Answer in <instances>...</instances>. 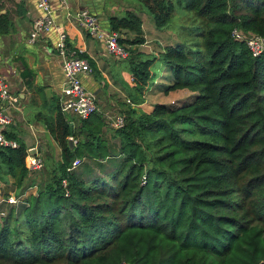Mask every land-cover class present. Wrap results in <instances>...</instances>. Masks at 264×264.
<instances>
[{
    "label": "trees",
    "instance_id": "obj_1",
    "mask_svg": "<svg viewBox=\"0 0 264 264\" xmlns=\"http://www.w3.org/2000/svg\"><path fill=\"white\" fill-rule=\"evenodd\" d=\"M137 1L178 37L159 53L173 74L165 92L193 96L137 108L157 56L139 48L146 38L136 11L110 16L131 74L124 125L113 128L99 111L76 127L57 105L45 125L63 160L49 166L37 195L0 204V264H264V52L254 56L233 35L264 36V0ZM182 8L194 25L177 24ZM4 9L0 0L1 35L14 29ZM22 74L32 87L26 64ZM14 128L4 133L18 147L0 145V184L12 178L20 196L31 171ZM88 160L99 172L78 170Z\"/></svg>",
    "mask_w": 264,
    "mask_h": 264
},
{
    "label": "crops",
    "instance_id": "obj_2",
    "mask_svg": "<svg viewBox=\"0 0 264 264\" xmlns=\"http://www.w3.org/2000/svg\"><path fill=\"white\" fill-rule=\"evenodd\" d=\"M1 1L5 5L2 13L8 11L14 22L12 32L0 40V71L6 77L11 92L18 97L15 107L11 109L14 119L12 124L19 138L26 142L28 150L31 149L33 155L41 156L45 162L41 171L30 172L27 183L31 186L20 195L22 198H27L38 194L39 188L47 179L49 166L63 160L61 147L45 125V119L53 118L56 115L57 105H61L62 100L65 99L64 74L56 50L60 32L68 34L70 48L86 54L94 62L93 72L83 75V82L90 91L97 94L100 112L106 118L108 115L121 116L122 104L127 103L129 98L127 89L130 86L126 85V81L132 86L131 74L126 70L122 60L109 54L105 45L83 27L77 14L82 10L97 14L102 28L110 31V16L122 15L126 10L137 12L139 3L137 0H66V3L52 0L54 28L36 42L30 43L29 36L34 22L41 13L38 0ZM138 14L143 19L146 38V42L139 47L140 50L151 54L161 53L166 45L176 43L177 35L171 30L158 29L148 11H141ZM25 64L33 72L32 87L27 85L22 74ZM171 77L172 75L165 84H160L161 79H156L145 94V102L137 105V108L149 113L154 110L156 104L172 103L152 100L157 93H166V86L173 81ZM174 91L182 93L178 102L189 100L194 94L188 89ZM68 114L71 119H76L71 124L78 127L77 120L80 116L72 112ZM108 131L106 132L110 143L117 144L119 140H114L111 131ZM73 140L74 146L71 148L77 145V140ZM86 162L90 168L88 170L78 168L80 172H99L96 167L97 162L93 160ZM7 193H17L12 178L7 183L0 184V195Z\"/></svg>",
    "mask_w": 264,
    "mask_h": 264
},
{
    "label": "built area",
    "instance_id": "obj_3",
    "mask_svg": "<svg viewBox=\"0 0 264 264\" xmlns=\"http://www.w3.org/2000/svg\"><path fill=\"white\" fill-rule=\"evenodd\" d=\"M66 3V0H58ZM38 7L41 11L40 16L35 20L33 30L29 36L30 43L36 42L41 36L49 33L55 26L54 8L52 0H38ZM77 17L83 27L93 36L98 38L106 47L109 54L119 60L127 58L128 51L120 44L119 34L112 30H104L101 26L99 16L89 10H82ZM233 35L237 39L244 40L254 56H259L264 52V36L255 33H249L239 29H234ZM56 50L61 59L62 70L64 74V96L61 102L62 111L72 112L81 118H88L100 111L97 94L90 91L83 82V75L91 74L93 67L90 61L78 55V51L70 48L68 43V34L61 31L56 43ZM18 101L17 95H14L7 82L6 77L0 71V145L18 147L16 140L8 139L4 133L6 128L13 123V109ZM130 102V101H129ZM123 116H107V123L113 128H120L124 125ZM44 159L39 155H33L31 149L28 150L26 164L30 171H41L44 168ZM82 160L76 158L69 170L76 169ZM64 186H67V180H63ZM69 193L67 192L66 195ZM22 200L21 196L15 193L0 195V204L7 203L16 205ZM119 264H131L122 261Z\"/></svg>",
    "mask_w": 264,
    "mask_h": 264
},
{
    "label": "rangeland",
    "instance_id": "obj_4",
    "mask_svg": "<svg viewBox=\"0 0 264 264\" xmlns=\"http://www.w3.org/2000/svg\"><path fill=\"white\" fill-rule=\"evenodd\" d=\"M138 3H139L140 6L138 5L137 12L138 13H140L141 11L147 12L146 7L140 2H138ZM190 15H192V13L188 9H185V8L180 9L178 11V17L176 16L177 17V24L178 23L180 24L183 21L187 20V22H185V24L188 25V24L191 23V25H194V23H192L191 20L189 19ZM180 18H182V19H180ZM3 36H5V35H1L0 34V40H1V38ZM155 55L157 56V59H156L154 65L152 67V70H153V73H154V76H153V79H152L153 80L152 84L155 82L156 79H158V80L161 79V81H159V83L160 84H165L169 80V77L171 75H173V74H172L171 70L169 69V67H168L166 61L164 60V58L162 56H160L159 53H155ZM162 75H166V76L162 77ZM126 85L127 86H131V84L128 81H126ZM181 96H182L181 91H174V93H170L169 95L167 93H161L160 92V93H157L155 96H153L154 99H152V100H154L156 102L157 101H162V102H170L171 101L172 103L173 102L178 103V98L181 97ZM17 194L18 193H16V195ZM17 196H19V195H17Z\"/></svg>",
    "mask_w": 264,
    "mask_h": 264
},
{
    "label": "water",
    "instance_id": "obj_5",
    "mask_svg": "<svg viewBox=\"0 0 264 264\" xmlns=\"http://www.w3.org/2000/svg\"><path fill=\"white\" fill-rule=\"evenodd\" d=\"M69 143H70L71 147L74 146V140H73V138H70V139H69Z\"/></svg>",
    "mask_w": 264,
    "mask_h": 264
}]
</instances>
